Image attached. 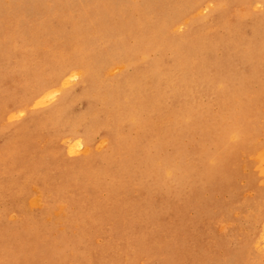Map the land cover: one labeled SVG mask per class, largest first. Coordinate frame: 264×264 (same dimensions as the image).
<instances>
[{"label":"rangeland","instance_id":"rangeland-1","mask_svg":"<svg viewBox=\"0 0 264 264\" xmlns=\"http://www.w3.org/2000/svg\"><path fill=\"white\" fill-rule=\"evenodd\" d=\"M0 264H264V0H0Z\"/></svg>","mask_w":264,"mask_h":264},{"label":"bare ground","instance_id":"bare-ground-1","mask_svg":"<svg viewBox=\"0 0 264 264\" xmlns=\"http://www.w3.org/2000/svg\"><path fill=\"white\" fill-rule=\"evenodd\" d=\"M146 1V0H145ZM133 2V1H132ZM135 2V1H134ZM137 4V3H136ZM135 7V6H134ZM102 11V10H101ZM141 11V10H140ZM147 12V11H146ZM145 13V12H144ZM113 23V22H112ZM116 24H118V23H116ZM146 24V23H145ZM116 27V26H115ZM144 30V29H143ZM124 33V32H123ZM90 37V36H89ZM129 39V38H128ZM128 45V44H127ZM137 46V45H136ZM109 47V46H108ZM103 49V48H102ZM139 54H141V53H139ZM172 54V53H171ZM138 55V54H137ZM136 56V55H135ZM91 57V56H90ZM205 59H207L206 57H205ZM123 63V62H122ZM158 63V62H157ZM176 63V58H175V60H174V64ZM115 65H116V63H115ZM139 65H140V63H139ZM78 66V65H77ZM117 66H119L118 64H117ZM134 68H135V66H134ZM75 69V68H74ZM113 69V68H112ZM77 70V69H76ZM70 71V70H69ZM68 71V72H69ZM111 71V70H110ZM109 71V72H110ZM113 71V70H112ZM72 72H74V71H72ZM75 73H78V72H75ZM74 76V73H71V74H69V76L68 77H66V76H64V74L61 76L62 78H61V80H63V82H62V86H65V85H67L69 82H70V77L71 76ZM117 75V74H116ZM198 75V74H197ZM121 76V75H120ZM122 77V76H121ZM118 78V77H117ZM194 78V77H193ZM60 79V78H59ZM50 80V79H49ZM110 80V79H109ZM116 79H114V81H115ZM119 80V79H118ZM194 80V79H193ZM84 81L85 82H87V83H90V80H89V78H85L84 79ZM149 82V81H148ZM60 83V82H59ZM43 84V83H42ZM56 84H58V83H56ZM84 84V83H83ZM175 84V83H174ZM88 85V84H87ZM189 85V84H188ZM51 86H53V85H47L46 87H45V89L46 88H48V87H51ZM55 86V85H54ZM193 86V85H192ZM111 87V86H110ZM104 88V87H103ZM195 88V87H194ZM83 89V88H82ZM52 91H48V94L47 95H45V98H47V97H51V96H53V93L54 92H59L60 91V88H55V90L54 89H51ZM54 90V91H53ZM104 90V89H103ZM81 91V90H80ZM108 90H106V92H107ZM200 91V90H199ZM49 92H53V93H49ZM117 92V91H116ZM134 92V91H133ZM45 93V92H44ZM72 94V93H71ZM107 94V93H106ZM121 94H122V92H121ZM139 94V93H138ZM115 95H116V93H115ZM219 95V94H218ZM47 96V97H46ZM69 96V95H68ZM144 96V95H143ZM42 97V96H41ZM44 97V96H43ZM54 97V96H53ZM145 97V96H144ZM263 98V97H262ZM149 99V98H148ZM42 100V99H41ZM40 100V101H41ZM136 100V99H135ZM39 101V103H41V102H43V101H41L40 102ZM46 101V100H45ZM44 101V102H45ZM92 103V102H91ZM125 103V102H124ZM227 105V104H226ZM111 106V105H110ZM105 107V106H104ZM237 107V106H236ZM106 108V107H105ZM96 109V108H95ZM103 109V108H102ZM101 109V110H102ZM114 109V108H113ZM183 109V108H182ZM86 110V109H85ZM89 110V109H88ZM112 110V109H111ZM120 111V110H119ZM89 112H91V110L89 111ZM113 112V111H112ZM180 112V111H179ZM104 113V112H103ZM107 113H109L108 111H107ZM89 114V113H88ZM101 114V113H100ZM105 114V113H104ZM112 114V113H111ZM110 115V114H109ZM214 115V114H213ZM68 116V115H67ZM74 116V115H73ZM90 116V115H89ZM102 117V116H101ZM180 118V117H179ZM110 119V118H109ZM109 119H108V117H106L105 115L103 116V121H106V122H109ZM171 119V118H170ZM97 121V120H96ZM95 121V122H96ZM102 121V120H101ZM170 121V120H169ZM86 122V121H85ZM90 122V121H89ZM222 123V122H221ZM141 124V123H140ZM82 125V124H81ZM106 125V124H105ZM85 127V126H84ZM177 128V127H176ZM77 129V128H76ZM141 129V128H140ZM163 129V128H162ZM172 129V128H171ZM170 129V130H171ZM80 130V129H79ZM164 130V129H163ZM141 131V130H140ZM160 131H162L161 129H160ZM81 132H83V131H81ZM85 132V131H84ZM159 132V131H158ZM178 133V132H177ZM176 133V134H177ZM220 133V132H219ZM168 135V134H167ZM77 136V135H76ZM166 136V135H165ZM169 136V135H168ZM91 141V140H90ZM85 142V141H84ZM68 144V143H67ZM154 144V143H153ZM70 147V146H69ZM71 147H73V144H72V146ZM74 147H75V145H74ZM73 147V148H74ZM78 148V147H77ZM76 149V148H75ZM75 149H74V151H75ZM69 150H70V148H69ZM72 150V149H71ZM185 150V149H184ZM76 151H78V150H76ZM180 152V151H179ZM72 153H73V151H72ZM187 154V153H186ZM207 154V153H206ZM210 155H212L211 153H210ZM177 157V156H176ZM184 157V156H183ZM183 159V158H182ZM216 159V158H215ZM210 160V159H209ZM212 161V160H211ZM213 161H215V160H213ZM218 162V161H217ZM214 163V162H213ZM199 164V163H198ZM224 164V163H223ZM190 165V164H189ZM202 165V164H201ZM77 166V165H76ZM202 168V167H201ZM227 169V168H226ZM154 178V177H153ZM81 179V178H80ZM82 181V180H81ZM84 181V180H83ZM35 187V186H34ZM36 188V187H35ZM21 191V190H20ZM27 193V192H26ZM34 203V202H33ZM83 207V206H82ZM104 207V206H103ZM98 212V211H97ZM63 213V212H62ZM74 219V218H73ZM73 223V222H72ZM102 224V223H101ZM84 226V225H83ZM30 231H31V229H30ZM30 233V232H29ZM42 234V233H41ZM63 237H64V235H63ZM25 238V237H24ZM23 238V239H24ZM63 240H66V238L65 239H63ZM46 248V247H45ZM46 251H47V253H48V255L49 254H52V250L50 249V248H46ZM45 255V254H44Z\"/></svg>","mask_w":264,"mask_h":264}]
</instances>
